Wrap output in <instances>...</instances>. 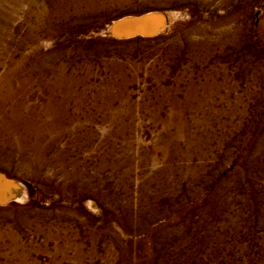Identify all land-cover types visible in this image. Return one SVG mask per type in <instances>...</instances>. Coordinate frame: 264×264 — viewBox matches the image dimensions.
<instances>
[{
    "label": "rangeland",
    "instance_id": "374dc122",
    "mask_svg": "<svg viewBox=\"0 0 264 264\" xmlns=\"http://www.w3.org/2000/svg\"><path fill=\"white\" fill-rule=\"evenodd\" d=\"M0 264H264V0H0Z\"/></svg>",
    "mask_w": 264,
    "mask_h": 264
}]
</instances>
